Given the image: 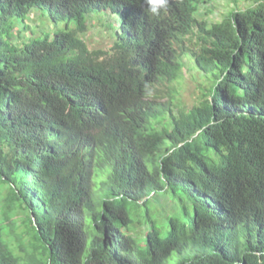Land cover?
<instances>
[{
    "label": "trees",
    "instance_id": "1",
    "mask_svg": "<svg viewBox=\"0 0 264 264\" xmlns=\"http://www.w3.org/2000/svg\"><path fill=\"white\" fill-rule=\"evenodd\" d=\"M212 1L0 0V264H264V0Z\"/></svg>",
    "mask_w": 264,
    "mask_h": 264
},
{
    "label": "rangeland",
    "instance_id": "2",
    "mask_svg": "<svg viewBox=\"0 0 264 264\" xmlns=\"http://www.w3.org/2000/svg\"><path fill=\"white\" fill-rule=\"evenodd\" d=\"M240 5L244 7L246 3L240 2ZM207 6L208 8L213 9V15H211L209 18V20H212L213 22L221 21L223 16L228 14L230 10L233 8V4L231 3L230 0H213L212 2L207 4ZM101 15L102 14L93 15L94 17L98 16L97 18H99V19H95V21L93 22L90 20L91 17L87 18V24L89 25V30L84 35L83 38L87 46L92 51H96V50L108 51L113 45V39H112L110 32L107 31V28L102 27L101 25V23L104 20ZM40 16L41 14L37 12L33 13L30 16L28 23L31 25V27H39L42 23L45 32L52 33V34H55V32L62 30L65 27L64 24L60 23L58 25H54L52 22L50 23L44 20H41V23H40L39 21V19H41ZM110 21H113V18H111ZM72 28H74L73 25H72ZM186 64L187 65H186V68L182 76L183 78L181 79V83L179 84L177 88V99H178L179 104H181V106H183L185 109H191L193 106L197 105L201 99V88L203 84L205 83V80L203 79L202 75L197 71V69H195L194 65L189 60H186ZM163 101H166V100H163ZM169 212L171 213L172 211H169ZM152 216H154L153 217L154 221L158 219L159 223L160 224L162 223L156 211L152 213ZM160 226L161 225H159V227ZM89 250H90V247L88 246L87 247L88 253L86 252V258L83 259V262L88 261L87 259L90 254ZM95 263L96 262L90 261L89 264H95Z\"/></svg>",
    "mask_w": 264,
    "mask_h": 264
},
{
    "label": "clouds",
    "instance_id": "3",
    "mask_svg": "<svg viewBox=\"0 0 264 264\" xmlns=\"http://www.w3.org/2000/svg\"><path fill=\"white\" fill-rule=\"evenodd\" d=\"M151 3H158L160 7H164L167 3V0H151ZM151 11L155 14L157 10L153 8Z\"/></svg>",
    "mask_w": 264,
    "mask_h": 264
}]
</instances>
